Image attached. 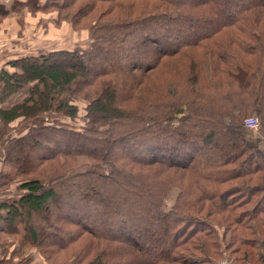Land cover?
Returning <instances> with one entry per match:
<instances>
[{
  "label": "trees",
  "instance_id": "obj_1",
  "mask_svg": "<svg viewBox=\"0 0 264 264\" xmlns=\"http://www.w3.org/2000/svg\"><path fill=\"white\" fill-rule=\"evenodd\" d=\"M24 7L89 46L0 70V195L22 191L0 200V264L33 249L48 264H264V153L244 126L258 117L264 137V0H0V21Z\"/></svg>",
  "mask_w": 264,
  "mask_h": 264
},
{
  "label": "rangeland",
  "instance_id": "obj_2",
  "mask_svg": "<svg viewBox=\"0 0 264 264\" xmlns=\"http://www.w3.org/2000/svg\"><path fill=\"white\" fill-rule=\"evenodd\" d=\"M2 1L7 2V4H9L10 0H2ZM14 14L17 15V21H18V26L15 32H14V27L10 25L9 23H7V26H9L8 32L6 30L4 31L3 29L0 32V36L2 37L0 39V69L2 68V66L4 67L6 63H8L15 57L22 55V54L26 55V53L29 54L32 52L40 54L42 52L54 51L56 49L64 48L65 50H68V49H73L77 47L81 48V47L89 46L88 31H81V32L76 31L68 23L67 24H64V23L57 24L54 21V18L50 17V15L46 13H43V12L36 13L34 11H31L29 8L24 7L23 9L21 8L20 11ZM44 14H46L48 17L45 16ZM2 19L4 21L6 17ZM141 56L143 55L138 54L136 56L137 58L135 62L142 60L140 59ZM147 58L148 56H146V58L144 59L146 60ZM139 88H141V86H139ZM138 94L139 96L141 95L139 93V90H138ZM21 98H23V94H20L14 97L13 102L16 103V101L20 100ZM78 105H79L80 114H81V116H79V123L82 126L86 122L85 120L86 102L80 101ZM251 117L258 119V117L256 116H251ZM251 117L247 119H251ZM246 131L248 132L249 140L251 142H258V139L261 140V138H264L260 132L257 134V138H256V136L253 134L251 135L248 130ZM215 142L218 145H221V148L223 149L224 147H226L227 142L225 140H222L221 137L215 139ZM33 145H34L33 143H30L28 147L26 146L27 151H25V153L27 154V156L26 154H24V156H26L29 159V162H31V160L33 161L34 159H37L40 154L41 155L43 154V151H41L40 149H35ZM259 149L263 151L262 144L259 145ZM1 152L2 151L0 150V161L2 160V155H3V153ZM88 164L89 163L87 159L85 160L81 158L78 166L75 169H73L72 172H68L69 177H71L74 174L85 172L86 168L88 167ZM20 184H21L20 182L15 183L13 188H11L9 192L5 193L4 196L7 195V196L14 197V198H17V196H20L22 194V191L20 189L21 187ZM115 191H117V189H115ZM115 191L112 190V193H110L111 190L109 189V187L105 188V193H106L105 196L107 197L108 200L111 199L110 201L112 202L111 203L112 205L116 199V196L115 198L113 197V194L115 193ZM178 192H179L178 190H174L172 192V196L170 197L167 203L169 207H171L176 196H178L179 194ZM56 215L57 213L54 215V218L58 220ZM31 223L33 224L34 227H36V229L44 228L43 224H41V222H39L35 218V215ZM11 240H13V238H11ZM65 240H66L65 236L62 234H60V236L56 238L50 237L49 235L41 238V241L42 243H44L45 246L51 245V244H59L61 242H64ZM6 241L8 242V240ZM19 249L20 247L16 245L15 247L11 246L10 248V250H16V251H19ZM30 253L32 255L31 264H48L45 262L44 258L41 257L39 253H37L36 249L30 250ZM63 260L64 258L62 257L60 258H58V256L56 257V262L58 263L63 262Z\"/></svg>",
  "mask_w": 264,
  "mask_h": 264
},
{
  "label": "built area",
  "instance_id": "obj_3",
  "mask_svg": "<svg viewBox=\"0 0 264 264\" xmlns=\"http://www.w3.org/2000/svg\"><path fill=\"white\" fill-rule=\"evenodd\" d=\"M246 130L252 135H255L257 138V134L260 132L261 129V121L259 119L251 117V119H246L244 124ZM259 144H262V149L264 153V138L261 140L258 139ZM218 264H236L227 253H223L222 257L218 260Z\"/></svg>",
  "mask_w": 264,
  "mask_h": 264
},
{
  "label": "crops",
  "instance_id": "obj_4",
  "mask_svg": "<svg viewBox=\"0 0 264 264\" xmlns=\"http://www.w3.org/2000/svg\"><path fill=\"white\" fill-rule=\"evenodd\" d=\"M10 2H11V0L9 1V4H7V2H5V4H7L8 6L10 5ZM45 16H47L46 14H44ZM48 17V16H47ZM50 18V17H49ZM7 23H9L10 25H12L13 27H14V32H15V30L17 29V26H18V21H17V15L16 14H11V16H9V17H6V19L3 21H0V32L2 31V29L5 31H7L8 32V29H9V26H7ZM54 23V22H53ZM52 23V24H53ZM18 34V33H17ZM2 37L0 36V39H1ZM42 53H44V52H42ZM30 54H37V53H29V55ZM23 55V54H22ZM22 55H19V56H22ZM26 55H28L27 53H26ZM26 55H23V56H26ZM37 55H40V54H37ZM18 57V56H17ZM16 58V57H15ZM12 61V60H11ZM10 61V62H11ZM3 67V66H2ZM1 70V69H0ZM11 72V71H10ZM0 127H1V124H0ZM3 197H5L4 196V194L3 195H0V200H2L3 199Z\"/></svg>",
  "mask_w": 264,
  "mask_h": 264
}]
</instances>
